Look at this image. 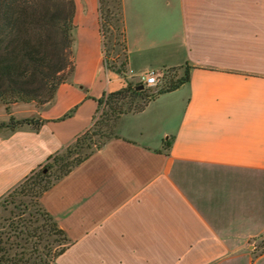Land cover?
<instances>
[{
	"label": "crops",
	"instance_id": "0c3cea01",
	"mask_svg": "<svg viewBox=\"0 0 264 264\" xmlns=\"http://www.w3.org/2000/svg\"><path fill=\"white\" fill-rule=\"evenodd\" d=\"M74 4L68 80L48 103H0V123L40 121L0 127V199L92 124L104 93L187 70L40 195L67 238L50 264H264V0H122L123 75L104 67L98 0Z\"/></svg>",
	"mask_w": 264,
	"mask_h": 264
},
{
	"label": "trees",
	"instance_id": "16d2710c",
	"mask_svg": "<svg viewBox=\"0 0 264 264\" xmlns=\"http://www.w3.org/2000/svg\"><path fill=\"white\" fill-rule=\"evenodd\" d=\"M74 9V0H0V103L8 105L17 101H34L37 104H44L52 101L58 86L68 80L74 70ZM98 11L100 31L103 34L102 50L106 54L107 69L123 75L127 68V52L122 0H98ZM117 34L122 35L121 41L117 39ZM116 46H120V49ZM119 51L122 54L120 60ZM188 78L189 72L186 70L185 74L167 89H173L180 83L187 81ZM141 85L142 87L139 88ZM143 90L144 85L141 82L135 84L127 82L119 89L104 93L102 97L98 98L96 112L103 104L112 112L121 113L119 100L130 95H139ZM146 104L140 106L138 111L142 110ZM71 113L72 111L62 118ZM23 124L37 126L40 121L36 118L16 120L10 117L8 122H1L0 127H16ZM95 124L93 118L92 124L79 134L72 143L50 155L46 162L40 166L47 167V165L50 166V163L57 165L59 173L54 174L51 180L45 179L43 184H40L45 178L43 175L34 182V184H38V200L40 195L56 180L67 174L111 137L108 136L104 141L98 143L94 150H90L82 157L76 156L73 160L66 161L62 155L59 156L71 144L74 150L81 149L89 134L92 133L90 132L91 127ZM34 171L30 174L32 175ZM28 177L29 175L19 185L25 186L23 183ZM42 210L43 214L52 221L53 226L57 227L48 213L43 208ZM57 230L67 243L63 231L58 227ZM66 245L64 244L55 254V258L64 251ZM255 248L256 246L253 251ZM19 264H28V262L21 258Z\"/></svg>",
	"mask_w": 264,
	"mask_h": 264
},
{
	"label": "rangeland",
	"instance_id": "374dc122",
	"mask_svg": "<svg viewBox=\"0 0 264 264\" xmlns=\"http://www.w3.org/2000/svg\"><path fill=\"white\" fill-rule=\"evenodd\" d=\"M122 35L117 34V39L122 40ZM120 49V46H116ZM122 58L119 51V60ZM171 79L167 77V86L174 85L178 78L175 73H170ZM138 80L131 81L132 84ZM168 87V88H169ZM141 88V87H139ZM162 89V88H161ZM160 88L156 86H144V90L139 95H130L119 100L121 113L112 112L103 104L100 105L94 122L84 146L74 150L64 149L59 156L66 161L73 160L74 157H82L90 150H94L98 143L104 141L108 136L116 132L118 118L124 113H135L140 106L155 97ZM137 116H126L130 119ZM90 139V140H89ZM47 165V167L37 168L34 173L29 174L25 186L19 184L9 194L0 199V264H19V259L23 258L28 264H50L55 259V254L67 244L57 227L44 214L37 197L38 184H34L40 176L51 180L54 174L59 173L58 166ZM36 173V174H35ZM27 184V186H26ZM264 238L254 241L256 246L254 254L264 251Z\"/></svg>",
	"mask_w": 264,
	"mask_h": 264
},
{
	"label": "built area",
	"instance_id": "2783aa9c",
	"mask_svg": "<svg viewBox=\"0 0 264 264\" xmlns=\"http://www.w3.org/2000/svg\"><path fill=\"white\" fill-rule=\"evenodd\" d=\"M102 33V32H101ZM103 36V34H101ZM103 62H104V67L106 70L107 69V58L105 51L103 52ZM141 82L144 86H156L158 88H168L167 83V78L163 76L162 73L156 71V70H147L143 72L139 76V80L137 83Z\"/></svg>",
	"mask_w": 264,
	"mask_h": 264
},
{
	"label": "water",
	"instance_id": "95a60500",
	"mask_svg": "<svg viewBox=\"0 0 264 264\" xmlns=\"http://www.w3.org/2000/svg\"><path fill=\"white\" fill-rule=\"evenodd\" d=\"M140 87H142V85Z\"/></svg>",
	"mask_w": 264,
	"mask_h": 264
}]
</instances>
